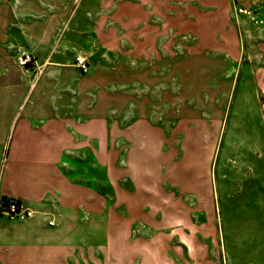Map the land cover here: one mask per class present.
<instances>
[{"label":"rangeland","instance_id":"1","mask_svg":"<svg viewBox=\"0 0 264 264\" xmlns=\"http://www.w3.org/2000/svg\"><path fill=\"white\" fill-rule=\"evenodd\" d=\"M238 7L264 20V0H0V117L103 121L97 157H68L72 264H264V24Z\"/></svg>","mask_w":264,"mask_h":264},{"label":"crops","instance_id":"2","mask_svg":"<svg viewBox=\"0 0 264 264\" xmlns=\"http://www.w3.org/2000/svg\"><path fill=\"white\" fill-rule=\"evenodd\" d=\"M48 73L56 91L61 83L57 76L68 71ZM30 104L15 116L0 117V200H19L35 212L25 220L0 215V264H72L78 248L72 227L89 214L81 201L73 200L71 190L76 187L66 172L68 157L79 154L85 144L81 139L96 142L97 157L103 121L98 132L97 118L81 123L63 111L70 107L66 103L53 102L50 113L47 108L35 113Z\"/></svg>","mask_w":264,"mask_h":264},{"label":"built area","instance_id":"3","mask_svg":"<svg viewBox=\"0 0 264 264\" xmlns=\"http://www.w3.org/2000/svg\"><path fill=\"white\" fill-rule=\"evenodd\" d=\"M236 16L246 17L253 25L261 26L264 24V20L261 16L252 9L246 7L235 8ZM32 58L29 55H23L20 58V64L26 67L31 63ZM78 66L82 69H86V63L84 59H78ZM35 212L30 208L25 207L19 200L9 199L7 202L0 200V215L7 216L9 218H18L20 220H25L33 217ZM49 225H54V221H50Z\"/></svg>","mask_w":264,"mask_h":264},{"label":"trees","instance_id":"4","mask_svg":"<svg viewBox=\"0 0 264 264\" xmlns=\"http://www.w3.org/2000/svg\"><path fill=\"white\" fill-rule=\"evenodd\" d=\"M9 199H6V198H4V199H2L1 201H5V202H7Z\"/></svg>","mask_w":264,"mask_h":264}]
</instances>
